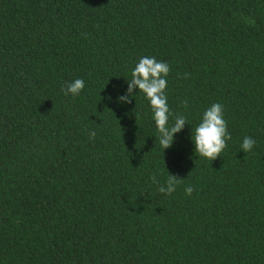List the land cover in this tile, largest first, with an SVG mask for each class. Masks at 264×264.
<instances>
[{
    "label": "trees",
    "instance_id": "16d2710c",
    "mask_svg": "<svg viewBox=\"0 0 264 264\" xmlns=\"http://www.w3.org/2000/svg\"><path fill=\"white\" fill-rule=\"evenodd\" d=\"M142 56L188 121L164 150L143 95L117 102ZM217 102L209 161L190 137ZM0 264H264V0H0Z\"/></svg>",
    "mask_w": 264,
    "mask_h": 264
},
{
    "label": "clouds",
    "instance_id": "9594fccd",
    "mask_svg": "<svg viewBox=\"0 0 264 264\" xmlns=\"http://www.w3.org/2000/svg\"><path fill=\"white\" fill-rule=\"evenodd\" d=\"M170 71L169 64L157 60L155 57L142 56L135 63L130 73V79H126L127 87L124 94L117 96V102L128 103L136 93H141L148 102L150 116L158 133L159 143L162 150L171 147L175 140V134L181 132L187 121V117L180 115L170 123V108L166 94L167 75ZM85 88V81L76 78L67 82L62 91L65 95L77 97ZM89 139L96 136L94 130H89ZM191 141L194 145L193 151L197 157L209 161L215 160L227 147V140L231 139L228 132L227 121L224 116V106L220 103H212L205 108L199 118V123L191 132ZM256 144L255 139L245 136L240 144V150L250 152ZM153 183H158L156 176L151 177ZM181 179L169 174L167 180L160 184L158 192L170 195L176 191ZM185 194L191 196L192 186H186Z\"/></svg>",
    "mask_w": 264,
    "mask_h": 264
}]
</instances>
